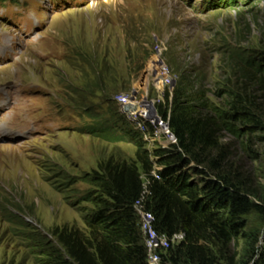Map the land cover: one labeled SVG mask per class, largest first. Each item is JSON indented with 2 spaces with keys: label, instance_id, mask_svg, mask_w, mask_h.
Wrapping results in <instances>:
<instances>
[{
  "label": "rangeland",
  "instance_id": "374dc122",
  "mask_svg": "<svg viewBox=\"0 0 264 264\" xmlns=\"http://www.w3.org/2000/svg\"><path fill=\"white\" fill-rule=\"evenodd\" d=\"M228 1L222 7H206L205 0L0 4V54L10 52L0 58V95L8 96L0 105V264H54L57 251H66L62 231L90 235L88 195L103 191L107 164L131 162L137 149L93 129L101 134L121 116L128 104L121 97L147 99L163 118L160 105L183 72L203 86L201 102L222 125L231 166L264 196V0ZM159 72L166 74L163 90ZM232 92L259 105L263 127L229 123ZM114 133L121 135L120 127ZM149 140L151 151L171 144L164 125ZM248 222L226 258L244 255L248 232H264L261 216Z\"/></svg>",
  "mask_w": 264,
  "mask_h": 264
},
{
  "label": "trees",
  "instance_id": "16d2710c",
  "mask_svg": "<svg viewBox=\"0 0 264 264\" xmlns=\"http://www.w3.org/2000/svg\"><path fill=\"white\" fill-rule=\"evenodd\" d=\"M185 75L181 74L172 97L167 92L166 104L160 105L177 144L149 150L123 115L101 134L93 129L104 137L134 142L136 158L106 165L103 191L88 195L94 204L86 220L90 235L62 231L66 251H57L54 264H149L135 207L141 199L144 209L154 215L158 234L184 233V239L162 252L165 264H221L222 259H228L226 264H264L260 229L246 234V252L239 260L236 252L226 258L225 249L248 227L250 217L264 219V196L231 166L219 135L222 125L201 102L203 86ZM232 97L233 106L224 114L230 124L239 122L249 130L263 127V110L252 98L238 92ZM103 100L110 103L112 98ZM115 127H120L121 135H115ZM156 165L162 168L156 170Z\"/></svg>",
  "mask_w": 264,
  "mask_h": 264
},
{
  "label": "built area",
  "instance_id": "2783aa9c",
  "mask_svg": "<svg viewBox=\"0 0 264 264\" xmlns=\"http://www.w3.org/2000/svg\"><path fill=\"white\" fill-rule=\"evenodd\" d=\"M120 100L123 104H125L126 101L129 103L125 97H121ZM126 107L127 106L121 107L119 110L127 116L129 121L134 124L135 129L142 134L145 141H150V135H153V130L157 126L164 125L165 131L168 133L171 140L170 147L174 144H177V137L171 131L168 121L164 120V118H159V116L154 118L147 114H132ZM135 207L140 216L141 228L145 234V244L148 251L149 264H165L163 261L162 252L168 249L171 244L176 242V240L181 241L184 239V233H177L172 237H168L164 234H158L153 227L155 220L154 215L152 212L144 209L142 205V199L137 201Z\"/></svg>",
  "mask_w": 264,
  "mask_h": 264
},
{
  "label": "bare ground",
  "instance_id": "6f19581e",
  "mask_svg": "<svg viewBox=\"0 0 264 264\" xmlns=\"http://www.w3.org/2000/svg\"><path fill=\"white\" fill-rule=\"evenodd\" d=\"M160 74H162V77L158 76L157 85L160 88V90H163L166 85L165 83L166 77H163V75L165 76L166 74L159 72V75ZM146 100L143 98V100H141L139 103H136L135 100L132 98V100L131 99L129 100V103L126 108L132 114H136V115L147 114V115H151L154 118L157 117L158 115L156 116L157 113L155 114L152 103Z\"/></svg>",
  "mask_w": 264,
  "mask_h": 264
}]
</instances>
